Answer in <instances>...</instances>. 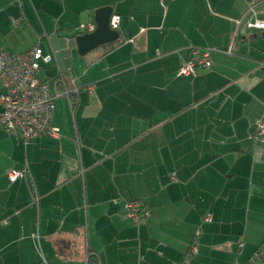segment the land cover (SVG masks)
Returning a JSON list of instances; mask_svg holds the SVG:
<instances>
[{"label":"crops","instance_id":"1","mask_svg":"<svg viewBox=\"0 0 264 264\" xmlns=\"http://www.w3.org/2000/svg\"><path fill=\"white\" fill-rule=\"evenodd\" d=\"M106 6L120 41L80 55L75 37ZM247 8L0 0V50L52 55L39 76L58 129L25 142L0 127V264H174L197 232L190 264L247 263L264 243V31L237 25ZM195 48L212 67L180 74ZM129 201L149 207L146 223L125 217Z\"/></svg>","mask_w":264,"mask_h":264},{"label":"built area","instance_id":"2","mask_svg":"<svg viewBox=\"0 0 264 264\" xmlns=\"http://www.w3.org/2000/svg\"><path fill=\"white\" fill-rule=\"evenodd\" d=\"M120 22V16L113 15L111 28L118 30ZM242 24L248 29L264 31V0H248L246 12L237 20L238 26ZM81 28L86 33L92 32L95 24L82 25ZM234 47L233 43L231 50ZM211 54L212 50L208 48L192 49L180 74L194 75L198 70L211 68ZM51 60L52 55L45 56L39 43L23 54H10L0 50V127L8 132H19L25 142L40 136H58V129L53 125L55 98L51 95L47 83L39 78L41 63H49ZM61 84L63 92H57L56 97L65 95L73 106L71 95L78 93V89H68L65 81H61ZM87 89L92 91L93 86ZM254 139L264 141V119L258 121ZM27 171V167L22 171L12 170L9 172V178L12 181L23 179ZM151 215L149 207L141 201H129L125 204V217L136 225L146 223ZM198 236L199 232L195 234L184 260L174 264L191 263V259L198 253ZM246 264H264V243L258 246Z\"/></svg>","mask_w":264,"mask_h":264},{"label":"water","instance_id":"3","mask_svg":"<svg viewBox=\"0 0 264 264\" xmlns=\"http://www.w3.org/2000/svg\"><path fill=\"white\" fill-rule=\"evenodd\" d=\"M113 8L110 6L99 8L94 13L95 29L92 32L79 33L75 37L78 52L84 56L104 45L116 43L120 40L118 30L111 28Z\"/></svg>","mask_w":264,"mask_h":264},{"label":"trees","instance_id":"4","mask_svg":"<svg viewBox=\"0 0 264 264\" xmlns=\"http://www.w3.org/2000/svg\"><path fill=\"white\" fill-rule=\"evenodd\" d=\"M81 33H86V32H84V31H82ZM120 41V40H119ZM118 41V42H119ZM117 43V42H116ZM115 43H111V44H107V45H111V46H113ZM195 49H197V48H195ZM198 49H201V48H198ZM212 55V54H211ZM213 60V59H212ZM40 73V72H39ZM39 78H40V76H39ZM43 81V80H42ZM61 81H64V80H60V81H58V85H61L62 86V84H61ZM43 82H45V81H43ZM45 83H47V82H45ZM74 96V95H73ZM71 97H72V95H71Z\"/></svg>","mask_w":264,"mask_h":264},{"label":"rangeland","instance_id":"5","mask_svg":"<svg viewBox=\"0 0 264 264\" xmlns=\"http://www.w3.org/2000/svg\"><path fill=\"white\" fill-rule=\"evenodd\" d=\"M41 78L44 77L42 74H40Z\"/></svg>","mask_w":264,"mask_h":264}]
</instances>
